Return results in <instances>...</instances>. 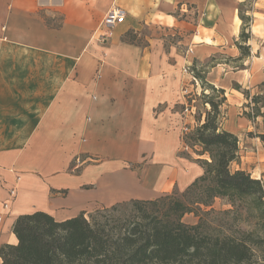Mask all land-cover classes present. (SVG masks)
<instances>
[{
  "label": "crops",
  "instance_id": "1",
  "mask_svg": "<svg viewBox=\"0 0 264 264\" xmlns=\"http://www.w3.org/2000/svg\"><path fill=\"white\" fill-rule=\"evenodd\" d=\"M246 1L0 0V247L21 215L64 221L202 176L184 152L192 65L212 64L228 114L250 101L242 90L264 96V13L242 42ZM113 8L125 21L104 30Z\"/></svg>",
  "mask_w": 264,
  "mask_h": 264
},
{
  "label": "trees",
  "instance_id": "2",
  "mask_svg": "<svg viewBox=\"0 0 264 264\" xmlns=\"http://www.w3.org/2000/svg\"><path fill=\"white\" fill-rule=\"evenodd\" d=\"M240 18V39L246 43L249 18ZM238 48L242 56L249 55L248 46ZM190 71L222 100L206 102L210 110L192 137L210 161L199 160L204 172L182 193L186 199L172 193L149 201L130 200L64 221L44 212L21 215L12 228L17 243L0 247L1 264H264V184L245 171L230 170L239 148L237 136L223 130L219 121L225 93L206 82L197 63ZM247 106L253 107L249 120H264L263 95L250 98ZM257 138L264 143V134ZM216 198L229 202L231 209L222 214H234L233 221L213 216ZM121 207H129L127 215L107 214ZM242 211L247 229L239 225ZM186 214H193L197 222L184 223Z\"/></svg>",
  "mask_w": 264,
  "mask_h": 264
},
{
  "label": "rangeland",
  "instance_id": "3",
  "mask_svg": "<svg viewBox=\"0 0 264 264\" xmlns=\"http://www.w3.org/2000/svg\"><path fill=\"white\" fill-rule=\"evenodd\" d=\"M257 8L260 13H264V0H247L244 4L240 5L239 9L241 11L242 16L249 18L254 9ZM264 45V42H263ZM218 59H223L221 56L217 57ZM205 67L200 68L198 70H203V76L206 77V73L210 69V62L204 63ZM194 84V88L190 89V92H186L185 96L187 97V105L184 106V111L191 112L195 119V125L189 130L188 127L184 130V152L190 150L191 155H195L199 160L210 161V157L207 153H203L202 147L192 139L195 130L203 124L207 112L210 110V106L206 104L208 100H212L213 102H220L221 96L218 93L212 92L209 90L208 86L204 83L201 84L200 81L197 80ZM259 89L249 90L242 92L246 93L248 97L252 98L255 95H258ZM260 95V94H259ZM250 101H248L249 103ZM248 104L242 105L238 109H234V114H228L226 109V104L219 108L220 110V119L221 127L225 129H229L234 131L238 138V158L234 160L230 164V170L232 172L236 170H242L248 173L252 178L259 179L264 184V143L261 142L257 135L264 134V120L261 117L254 118L253 120H249L247 118V114L253 115V107H248ZM262 102H259L258 106H261ZM208 158L207 159H204ZM200 163V162H199ZM77 165V162L75 163ZM202 166V164H200ZM203 168V167H202ZM174 195L179 199H186L182 196V193L174 192ZM190 200H194V196H189ZM189 200V199H187ZM213 210L215 213L213 216L217 218H221L224 220H234V214L223 215V211H227L231 209L229 202L226 199L216 198L212 202ZM129 212V207H121L117 212L107 213L112 217H121L127 215ZM242 217L240 219L239 225L243 229H247L249 227V222L245 220L246 213L242 211ZM183 222L186 224H195L197 222V218L193 214H186L182 218Z\"/></svg>",
  "mask_w": 264,
  "mask_h": 264
},
{
  "label": "built area",
  "instance_id": "4",
  "mask_svg": "<svg viewBox=\"0 0 264 264\" xmlns=\"http://www.w3.org/2000/svg\"><path fill=\"white\" fill-rule=\"evenodd\" d=\"M125 17L126 15H125L124 10L120 8H113L104 15L102 22H101V27L104 30H109L117 25L122 24L125 21Z\"/></svg>",
  "mask_w": 264,
  "mask_h": 264
}]
</instances>
